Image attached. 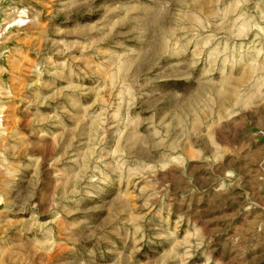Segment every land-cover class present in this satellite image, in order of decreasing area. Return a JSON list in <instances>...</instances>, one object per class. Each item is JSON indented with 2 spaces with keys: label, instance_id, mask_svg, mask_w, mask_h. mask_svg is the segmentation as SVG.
<instances>
[{
  "label": "rangeland",
  "instance_id": "374dc122",
  "mask_svg": "<svg viewBox=\"0 0 264 264\" xmlns=\"http://www.w3.org/2000/svg\"><path fill=\"white\" fill-rule=\"evenodd\" d=\"M0 264H264V0H0Z\"/></svg>",
  "mask_w": 264,
  "mask_h": 264
}]
</instances>
